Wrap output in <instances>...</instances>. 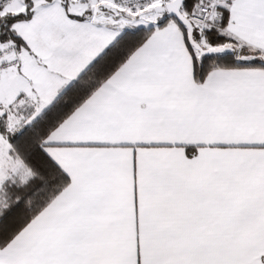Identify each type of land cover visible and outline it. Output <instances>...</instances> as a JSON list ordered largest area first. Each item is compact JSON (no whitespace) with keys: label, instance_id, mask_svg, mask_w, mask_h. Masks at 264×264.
Returning <instances> with one entry per match:
<instances>
[{"label":"snow or ice","instance_id":"obj_1","mask_svg":"<svg viewBox=\"0 0 264 264\" xmlns=\"http://www.w3.org/2000/svg\"><path fill=\"white\" fill-rule=\"evenodd\" d=\"M0 264H264V0H0Z\"/></svg>","mask_w":264,"mask_h":264}]
</instances>
